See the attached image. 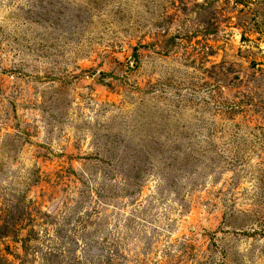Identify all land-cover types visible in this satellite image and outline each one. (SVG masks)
<instances>
[{
	"label": "rangeland",
	"instance_id": "1",
	"mask_svg": "<svg viewBox=\"0 0 264 264\" xmlns=\"http://www.w3.org/2000/svg\"><path fill=\"white\" fill-rule=\"evenodd\" d=\"M0 264H264V0H0Z\"/></svg>",
	"mask_w": 264,
	"mask_h": 264
}]
</instances>
